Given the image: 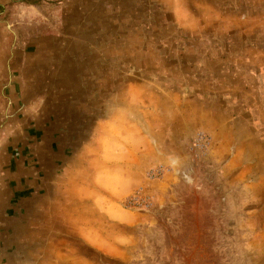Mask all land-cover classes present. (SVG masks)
Here are the masks:
<instances>
[{
    "label": "rangeland",
    "instance_id": "obj_1",
    "mask_svg": "<svg viewBox=\"0 0 264 264\" xmlns=\"http://www.w3.org/2000/svg\"><path fill=\"white\" fill-rule=\"evenodd\" d=\"M35 1L24 105L0 119V256L264 264V0Z\"/></svg>",
    "mask_w": 264,
    "mask_h": 264
},
{
    "label": "crops",
    "instance_id": "obj_2",
    "mask_svg": "<svg viewBox=\"0 0 264 264\" xmlns=\"http://www.w3.org/2000/svg\"><path fill=\"white\" fill-rule=\"evenodd\" d=\"M70 1H67L66 5H70ZM87 1L88 0H86V2ZM91 1L93 0H89V2ZM3 5L4 4H0V7ZM14 9L17 10V16L14 20L16 22H11L10 20L5 19L0 20V119H2V122L4 117L7 118L9 115L8 113H10L14 108L24 105V100L21 101L20 99L25 93L24 91H26L25 86H23V82L28 80L26 79V75H28L29 72L27 71L26 64H28L27 60L29 57L26 56L27 53L25 51V47L23 46L26 42V37L23 36L24 34L19 32V28L21 26H18L20 25L19 23H23L24 20H22L18 11L23 12L24 10H33V12H39L41 7L35 0H33L31 3L19 2L15 4ZM9 30L13 35L7 36V34H5ZM13 38L14 41L12 42L11 39ZM33 39L34 38H32V40ZM27 40L30 42L31 38H27ZM26 72L28 73L26 74ZM33 99L34 97L31 100L34 101ZM5 110H8L7 113L5 112L6 115L3 112ZM7 121H9V119H7ZM0 264H10V262L6 258L0 256ZM16 264L24 263L21 260L18 261V259H16Z\"/></svg>",
    "mask_w": 264,
    "mask_h": 264
}]
</instances>
